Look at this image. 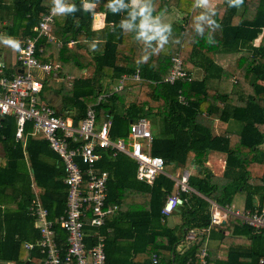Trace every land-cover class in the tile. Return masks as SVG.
<instances>
[{
    "label": "trees",
    "instance_id": "16d2710c",
    "mask_svg": "<svg viewBox=\"0 0 264 264\" xmlns=\"http://www.w3.org/2000/svg\"><path fill=\"white\" fill-rule=\"evenodd\" d=\"M54 1L13 0L9 35L14 40L34 36V26ZM87 1L93 9L84 7ZM130 1L61 0L65 13L55 16L51 38L40 36L36 43L38 60L59 65L56 75L41 77L59 102L40 95L57 114L78 125L93 106L97 127L110 120L112 139L127 136L130 123L145 117L153 135L150 152L164 158L165 173L147 184L136 178L130 156L96 148L101 157L95 167L108 172L106 204L117 209L100 227L91 226L88 215L85 241L91 245L97 235L104 236L106 264H200L203 247L210 264H264V232H254L233 213L211 224L207 200L225 206L243 193L242 209H264V0H220L223 11L206 18L199 16V0H140L137 6ZM4 10L0 2L3 18ZM96 12L104 14L102 43L93 41ZM170 15L169 25L159 19ZM174 55L181 58L186 77L170 83L165 78ZM136 72L139 79H126L121 89L100 98L104 78L114 82ZM52 77L62 79L57 90L47 81ZM0 120L5 152L0 161V264L41 262L37 247H24L39 237L29 212L33 186L40 188L50 218L63 214L64 165L47 140L30 134L31 121L25 122L22 144L15 140L14 115ZM212 150L225 154L221 174L205 164ZM77 161L85 172L86 164ZM165 166L187 169L188 183L199 193H182L186 201L169 214L176 219L173 225L162 213L175 189ZM12 202L15 208L9 207ZM55 230L65 241L64 229L55 225ZM195 230V238L186 239ZM211 241L226 242L225 253L213 255Z\"/></svg>",
    "mask_w": 264,
    "mask_h": 264
},
{
    "label": "built area",
    "instance_id": "2783aa9c",
    "mask_svg": "<svg viewBox=\"0 0 264 264\" xmlns=\"http://www.w3.org/2000/svg\"><path fill=\"white\" fill-rule=\"evenodd\" d=\"M60 1L55 0L34 26V36L17 40L15 43L16 58L23 71L7 74L6 64L0 61V116L14 115L17 124L15 140L22 144L25 122L31 121V134L46 139L49 147L59 155L64 165L63 180L67 186V199L63 214L54 219L50 218L48 209L43 206L39 196H36L29 206L39 237L34 242H25L24 247L28 250L37 247L39 253L43 254L41 262L31 261L29 264H106L104 236L97 235L91 245L85 241V223L88 215L90 225L100 227L117 209L116 205L106 204L108 172L95 167L96 161L101 157L96 148L111 149L113 155L122 152L130 156L137 165L136 178L147 184H152L159 173H165L164 158L150 152L153 135L145 117L130 123L127 136L112 139L109 135L110 120L97 127L93 106H89L85 117L78 125H74L70 116L57 114L55 109L41 98L43 82L38 73L57 74L59 65L38 60L36 43L40 36L51 38V24ZM172 60L173 65L165 78V81L170 83L186 77L181 58L174 55ZM130 78L139 79V73L121 75L110 90L102 91L100 98L103 99L112 91L121 89L125 80ZM1 125L0 120V127ZM77 158L86 164L85 172ZM188 176V170H184L174 177L175 191L167 196L162 207L165 216L186 201L182 193H198L189 185ZM207 200L210 203L211 224H219L233 213L241 217L254 232H264V209L252 212L229 205L221 206L214 200ZM55 225H59L66 232L65 241L60 239ZM202 231L203 229H199L198 232ZM195 235L196 230L190 231L186 239L192 240ZM207 255L208 250L203 247L199 252L200 264H210ZM156 260L154 255L153 262ZM260 261L263 262V259Z\"/></svg>",
    "mask_w": 264,
    "mask_h": 264
},
{
    "label": "crops",
    "instance_id": "0c3cea01",
    "mask_svg": "<svg viewBox=\"0 0 264 264\" xmlns=\"http://www.w3.org/2000/svg\"><path fill=\"white\" fill-rule=\"evenodd\" d=\"M140 0H131L130 4L133 6H137ZM2 6H3V10H4V14L5 17L3 18L2 16H0V61H3L6 64V69L5 71L7 72V74H11V73H16V72H21V70L23 69L22 65L18 62L16 56H17V48L15 46V43L17 42V40H14L8 32V25L11 24V12H12V8H10L13 4V0H0ZM65 3L63 2H59V4L57 5V14L56 16H63L65 13V8H66ZM84 7L85 8H89V9H93L94 8V4L92 2H85L84 3ZM161 21H164L167 25L171 24V15L170 16H163L161 18ZM105 24L104 21V14L101 12H96L93 14V19L91 22V26L92 29L95 32V37H94V42L95 43H102L104 41V35L103 37H100V35L102 33L101 29L103 28ZM57 40V43L60 44L61 41ZM73 43V40L68 41V44L71 45ZM83 71H85L83 69ZM58 73V72H57ZM47 74H43V73H38V76L41 77H45ZM56 75V74H54ZM48 83L51 85V87L54 90H57L61 84L62 79L61 78H57V77H52L49 78ZM115 82V81H114ZM114 82H112L110 79L108 78H104L103 79V88L104 89H108L110 90L113 87ZM48 88L46 86L43 85V94H47L48 99L52 102H59V98L54 94V93H48ZM41 95V94H40ZM44 98V97H43ZM45 99V98H44ZM46 100V99H45ZM1 117V116H0ZM31 134V133H30ZM32 135V134H31ZM36 138H42L39 136H35L32 135ZM25 139V137H24ZM44 139V138H43ZM46 140V139H45ZM24 144V143H23ZM53 151V150H52ZM55 152V151H54ZM56 153V152H55ZM56 155H58L56 153ZM5 159V152H4V148H3V143L0 140V161ZM46 159L49 162H54L55 159L54 158H49L46 157ZM63 163V162H62ZM224 163H225V154L223 152L220 151H216V150H212L208 153L207 156V160L205 162L206 166L215 174H221L224 168ZM173 166H165V169L170 170L168 172V175L172 178L177 177L178 175H180L184 170L187 169H182V168H173ZM33 191L35 193V197L39 196L40 197V188L33 186ZM175 191V189H174ZM229 206H232L233 208H238V209H242L244 206V194L243 193H238L234 196L233 201L231 204H229ZM9 207L11 208H15L16 207V203L12 202L9 204ZM169 216V215H168ZM176 221L175 217L172 216V225L174 224V222ZM224 222V221H223ZM225 235L226 237L229 236L228 231L225 230ZM211 245L208 247L211 252L213 253V255L217 256V255H221L225 253V248L228 246V244L226 242L223 241H211ZM179 248L181 247V245L178 246Z\"/></svg>",
    "mask_w": 264,
    "mask_h": 264
},
{
    "label": "rangeland",
    "instance_id": "374dc122",
    "mask_svg": "<svg viewBox=\"0 0 264 264\" xmlns=\"http://www.w3.org/2000/svg\"><path fill=\"white\" fill-rule=\"evenodd\" d=\"M203 5L201 11H199V16L202 18L209 17L215 10L219 13L223 11L220 0H199Z\"/></svg>",
    "mask_w": 264,
    "mask_h": 264
},
{
    "label": "water",
    "instance_id": "95a60500",
    "mask_svg": "<svg viewBox=\"0 0 264 264\" xmlns=\"http://www.w3.org/2000/svg\"><path fill=\"white\" fill-rule=\"evenodd\" d=\"M23 71V69L21 70V72ZM168 222H169V225H172V216L169 215L168 216Z\"/></svg>",
    "mask_w": 264,
    "mask_h": 264
}]
</instances>
